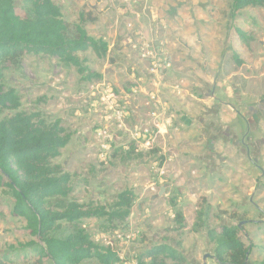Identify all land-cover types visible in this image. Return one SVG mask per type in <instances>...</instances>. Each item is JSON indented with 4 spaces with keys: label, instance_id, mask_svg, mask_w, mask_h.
Segmentation results:
<instances>
[{
    "label": "rangeland",
    "instance_id": "374dc122",
    "mask_svg": "<svg viewBox=\"0 0 264 264\" xmlns=\"http://www.w3.org/2000/svg\"><path fill=\"white\" fill-rule=\"evenodd\" d=\"M12 2L25 16L23 1ZM52 2L68 36L81 16L87 33L107 43L102 58L77 54L101 79L86 81L56 58L17 53L4 62L2 84L16 92L20 111L59 121L70 136L52 161L70 176L69 201L110 209L120 193L134 194L124 223L89 219L79 226L116 252L118 264H147L143 254L161 244L186 264H215L206 234L224 226L239 227L248 264L264 261V7L234 13L231 0ZM137 32L164 42L172 64L164 78L140 62L131 44ZM154 92L158 113L173 117L148 148L130 133L156 131ZM13 114L4 111L0 120ZM13 205L0 181V264H49L38 261L40 245Z\"/></svg>",
    "mask_w": 264,
    "mask_h": 264
},
{
    "label": "trees",
    "instance_id": "16d2710c",
    "mask_svg": "<svg viewBox=\"0 0 264 264\" xmlns=\"http://www.w3.org/2000/svg\"><path fill=\"white\" fill-rule=\"evenodd\" d=\"M22 1L26 15L21 17L12 0H0V115L4 111L14 113L0 120V181L14 201L12 214L25 220L27 231L38 241L39 262L43 258L49 264H118V254L94 243L79 223L89 219H103L109 225L124 223L130 216L134 194L120 193L110 209L69 201L70 176L52 161L60 157L70 136L59 121L47 124L38 113L20 111L18 95L2 84L7 69L4 62L17 53L56 58L75 68L86 81L100 80V75L83 67L77 54L90 50L102 58L108 45L87 33L81 16L74 37L68 36L61 9L52 0ZM249 7H264V0H231L234 13ZM238 35L243 38L242 33ZM175 219L179 224L183 221L179 212ZM206 236L214 245L215 264H248L250 251L239 239V227L211 229ZM142 260L147 264H168L167 260L186 264L183 255L166 244L147 250Z\"/></svg>",
    "mask_w": 264,
    "mask_h": 264
},
{
    "label": "built area",
    "instance_id": "2783aa9c",
    "mask_svg": "<svg viewBox=\"0 0 264 264\" xmlns=\"http://www.w3.org/2000/svg\"><path fill=\"white\" fill-rule=\"evenodd\" d=\"M132 24L129 23V30H131ZM136 42L131 43L134 46V50L138 53L140 62H148L147 69L148 74L155 79H162L164 78L171 70L172 64L169 56V52L167 51L166 47L164 46V42L160 41L158 38H149L146 39L144 36L136 33ZM178 89L175 87L174 92ZM149 100L153 108L155 109L152 112L153 120H158V122H154L151 126L156 130H149L148 128H135L131 130V136H133V141L138 142L141 141L146 147L150 148L151 144L157 138V135L161 133V126L167 127L166 122L172 119V115L169 116V119H166L162 116V113H158V96L157 93L154 92L153 94L149 95ZM163 118L162 123L160 124L159 119ZM166 122H165V120ZM105 134V132H104ZM129 238V237H127ZM120 239V237H118Z\"/></svg>",
    "mask_w": 264,
    "mask_h": 264
},
{
    "label": "water",
    "instance_id": "95a60500",
    "mask_svg": "<svg viewBox=\"0 0 264 264\" xmlns=\"http://www.w3.org/2000/svg\"><path fill=\"white\" fill-rule=\"evenodd\" d=\"M162 194H163V189H161V191H160L159 195H162Z\"/></svg>",
    "mask_w": 264,
    "mask_h": 264
},
{
    "label": "crops",
    "instance_id": "0c3cea01",
    "mask_svg": "<svg viewBox=\"0 0 264 264\" xmlns=\"http://www.w3.org/2000/svg\"><path fill=\"white\" fill-rule=\"evenodd\" d=\"M174 121H175V118H174ZM161 132H162V129H161ZM167 140V139H166ZM166 142V141H165ZM166 145V144H165Z\"/></svg>",
    "mask_w": 264,
    "mask_h": 264
}]
</instances>
